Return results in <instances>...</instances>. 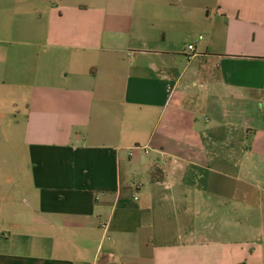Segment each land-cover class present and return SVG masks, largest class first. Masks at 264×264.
I'll list each match as a JSON object with an SVG mask.
<instances>
[{
    "label": "crops",
    "instance_id": "obj_1",
    "mask_svg": "<svg viewBox=\"0 0 264 264\" xmlns=\"http://www.w3.org/2000/svg\"><path fill=\"white\" fill-rule=\"evenodd\" d=\"M15 5L0 264H264V0Z\"/></svg>",
    "mask_w": 264,
    "mask_h": 264
},
{
    "label": "rangeland",
    "instance_id": "obj_2",
    "mask_svg": "<svg viewBox=\"0 0 264 264\" xmlns=\"http://www.w3.org/2000/svg\"><path fill=\"white\" fill-rule=\"evenodd\" d=\"M22 1L25 2L26 0ZM16 2L18 4L21 0H0V159L2 160L0 172L2 174L7 173L4 181L7 185H4V189H9L11 176H15L17 165L23 167L21 173L24 171L22 127L25 124L24 104L27 88L14 84V82L25 80L20 72L26 71V61L25 57L20 56V54L30 44L27 43L26 36L20 35V33L16 35L15 30L21 31L29 20L16 12ZM15 47L20 48L18 59H13L11 56ZM31 60V65L35 66V58ZM16 71H20L18 76L14 75ZM3 78H7V83H3Z\"/></svg>",
    "mask_w": 264,
    "mask_h": 264
},
{
    "label": "built area",
    "instance_id": "obj_3",
    "mask_svg": "<svg viewBox=\"0 0 264 264\" xmlns=\"http://www.w3.org/2000/svg\"><path fill=\"white\" fill-rule=\"evenodd\" d=\"M187 49L192 50L193 49V45L192 44L187 45ZM145 150H146V147H145Z\"/></svg>",
    "mask_w": 264,
    "mask_h": 264
}]
</instances>
